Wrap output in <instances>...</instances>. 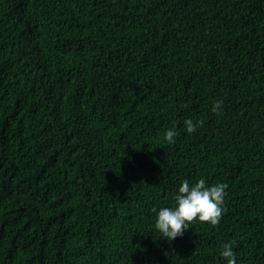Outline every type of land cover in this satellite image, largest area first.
Returning a JSON list of instances; mask_svg holds the SVG:
<instances>
[{"label":"trees","instance_id":"1","mask_svg":"<svg viewBox=\"0 0 264 264\" xmlns=\"http://www.w3.org/2000/svg\"><path fill=\"white\" fill-rule=\"evenodd\" d=\"M185 179L226 183L224 211L169 242L152 209ZM227 242L264 264V0H0V264H226Z\"/></svg>","mask_w":264,"mask_h":264},{"label":"clouds","instance_id":"2","mask_svg":"<svg viewBox=\"0 0 264 264\" xmlns=\"http://www.w3.org/2000/svg\"><path fill=\"white\" fill-rule=\"evenodd\" d=\"M223 107V100L213 102L212 111L219 113ZM203 121L187 119L184 128L187 133L197 131ZM178 135L175 126L168 128L164 133V141L168 144L175 143ZM226 183L207 184L204 179L190 182L183 180L174 195L172 206L153 208L155 216V230L160 237L171 242L183 236L194 220L207 222L212 226L220 223L224 211L225 197L227 195ZM234 242L223 243L220 246V255L226 264H238Z\"/></svg>","mask_w":264,"mask_h":264}]
</instances>
